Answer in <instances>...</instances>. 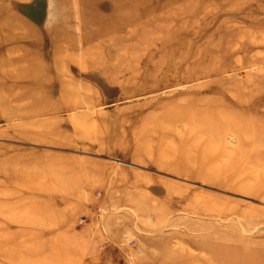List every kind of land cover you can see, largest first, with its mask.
<instances>
[{"label":"rangeland","instance_id":"1","mask_svg":"<svg viewBox=\"0 0 264 264\" xmlns=\"http://www.w3.org/2000/svg\"><path fill=\"white\" fill-rule=\"evenodd\" d=\"M99 237L128 264H264V0H0V264Z\"/></svg>","mask_w":264,"mask_h":264},{"label":"crops","instance_id":"2","mask_svg":"<svg viewBox=\"0 0 264 264\" xmlns=\"http://www.w3.org/2000/svg\"><path fill=\"white\" fill-rule=\"evenodd\" d=\"M77 195H83V193H78ZM86 241L90 245L95 246L96 249L93 250V253L84 256L82 260L80 259L79 264H128L126 262L141 258L140 249H133L125 243L114 242L111 239L107 240V238L101 237L90 238ZM65 243L69 245L68 240ZM98 245H105L106 247L100 249Z\"/></svg>","mask_w":264,"mask_h":264},{"label":"bare ground","instance_id":"3","mask_svg":"<svg viewBox=\"0 0 264 264\" xmlns=\"http://www.w3.org/2000/svg\"><path fill=\"white\" fill-rule=\"evenodd\" d=\"M222 114H223V111H222ZM221 114V115H222ZM217 115L219 116V117H221L218 113H217ZM177 117H174V118H169V119H166L168 122L167 123H169V125H171V126H175V125H179V124H184V123H186V122H188V121H190V120H192L193 119V114H189V115H176ZM216 119H217V116H216ZM166 122V121H165ZM234 124V123H233ZM153 129H155V130H157V129H160V131L162 132V133H164V129H163V126H157L156 128H153ZM184 129V128H183ZM187 129V128H186ZM190 130V129H189ZM157 131H159V130H157ZM186 134L188 135V140L191 142V143H187V145H186V148H191V147H195L196 145L198 146V145H200V143H205L206 145H208V146H211L212 144H213V141H212V139L210 138V139H207V136H206V139L203 137V135L205 134L204 132H203V129H199V130H190V131H188V130H186ZM180 136L181 135H177L176 134V136L175 137H178V138H180ZM199 136H200V139L202 140V141H200L199 140ZM166 149H165V146H163V145H160V153H159V158H161V157H164V155H165V151ZM186 157H184L183 155V159H184V161L187 163V165H188V163H192L193 161H192V159H193V156H192V154L191 153H188V152H186ZM165 157H167V155L165 156ZM216 163H217V156H211L210 158H206V160L204 161V162H202L201 164H203V165H206L208 168H209V165H213L212 167H210V169H209V174L210 173H212L213 172V174L214 173H219V172H222V170H231L232 169V167H222V166H217L216 165ZM202 165V166H203ZM201 166V165H200ZM206 166H205V168H206ZM204 168V169H205ZM208 168H206L207 170H208ZM187 169V168H186ZM186 169H185V171H186ZM189 169H191V168H189ZM202 169V168H201ZM203 169V170H204ZM176 171H177V169H175ZM180 170V169H179ZM184 171V173H186ZM188 171V170H187ZM177 172H179V171H177ZM182 172V171H181ZM189 172V171H188ZM191 173H193V172H191L190 171V174ZM205 175V174H204ZM209 177H212V176H209Z\"/></svg>","mask_w":264,"mask_h":264}]
</instances>
